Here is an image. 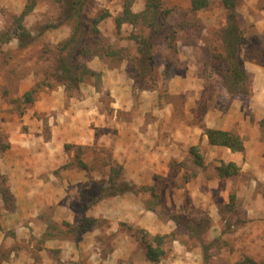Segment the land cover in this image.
Returning <instances> with one entry per match:
<instances>
[{"label":"crops","instance_id":"obj_1","mask_svg":"<svg viewBox=\"0 0 264 264\" xmlns=\"http://www.w3.org/2000/svg\"><path fill=\"white\" fill-rule=\"evenodd\" d=\"M136 2L134 13L143 8ZM105 9L96 27L115 29L123 7L112 0ZM70 35L64 27L53 39ZM130 56L93 55L86 64L97 84L81 82L73 95L62 83L43 86L22 117L4 121L0 175L9 199L0 193V264H154L142 232L153 247L152 237L164 236L156 264L264 262V126L247 114L255 105L210 99L201 110L209 97L195 54H177L180 70L164 88H139ZM26 81L23 91L32 74ZM205 128L236 132L244 151L209 144ZM191 147L203 167L184 180ZM218 159L234 162L239 176H219L211 164ZM123 182L134 189L115 188Z\"/></svg>","mask_w":264,"mask_h":264},{"label":"rangeland","instance_id":"obj_2","mask_svg":"<svg viewBox=\"0 0 264 264\" xmlns=\"http://www.w3.org/2000/svg\"><path fill=\"white\" fill-rule=\"evenodd\" d=\"M109 1L112 0H86L79 28L83 45L94 51L134 54L137 42L133 36H147L150 30L140 21L134 24L128 22L129 26L122 30L107 26L99 30L93 20L107 14L105 6ZM117 1L123 7L126 0ZM134 1L140 3L142 9L145 8L147 0H132V3ZM31 3L33 8L25 16L18 18L25 6ZM64 5V0H0V40L15 37V32H21L19 26H23L32 36V39H24L27 42L24 46L19 45L14 37L0 44V154L9 145L4 121L15 123L33 106L43 86H55L58 83L50 74L56 66L58 48L63 46L66 38L54 41V34L64 27L73 30V20L64 16ZM157 7L164 17L162 15V26L153 39L150 51L157 57L153 59L157 65L152 70L155 69L158 76L153 82H161L164 88L168 79L173 77L176 70H180L177 54H195L201 70L199 75L206 88L203 98L209 97V101L205 100L202 104L201 110L208 108L211 100L217 107L228 106L234 99L241 100L244 104L252 102V106H255L247 109V114L250 120L254 114L262 116L260 126H264V0H236L235 20L240 34L238 54L247 75L246 84L239 87L243 91L238 94L229 93L224 85L223 76L227 74L228 65L222 60L220 52L227 29V11L222 0H209L208 6L197 12L189 10L190 0H158ZM162 65L164 68L161 69ZM31 74V88L23 91L21 85L27 82ZM88 76L84 82L98 83L97 74ZM32 88H36L32 94L33 101H24V93ZM162 91L166 92L168 99L178 100L177 97L180 96H172L166 89ZM66 92L68 95L76 94V91ZM190 160L183 161L182 165L190 168ZM221 161L223 160L218 159L211 164L218 165ZM239 174L240 171L231 177ZM190 175L191 170L186 169L185 176ZM240 177L244 178L243 175ZM0 187L5 188L4 181H0ZM235 213L236 218H239V209Z\"/></svg>","mask_w":264,"mask_h":264},{"label":"trees","instance_id":"obj_3","mask_svg":"<svg viewBox=\"0 0 264 264\" xmlns=\"http://www.w3.org/2000/svg\"><path fill=\"white\" fill-rule=\"evenodd\" d=\"M62 1V0H57ZM66 5H64V16L66 18L73 20V30L71 31V35L66 38L63 46L58 48L59 54L55 57L56 66L52 74H50L58 83H62L65 86L66 91H76L79 88L81 82H84L88 75H96V73L90 69L86 61L92 58L95 54H115V52H105L103 51H94L89 48L87 45H83L82 36L79 34V28L81 27V21L83 18V12L86 6V0H64ZM223 6L227 11V29L226 34L223 38L222 50L220 52V56L225 64L228 65L227 74L223 76L225 89L229 93H242V89L239 87H243L246 84V71L242 64V58H240L238 54V45L240 43V34L237 30L236 25V12L235 5L236 0H222ZM132 0H126L123 4V9L120 15L115 17V27L119 29L120 24L122 22H129L131 24L136 23L137 21L141 22V24H146L149 28V34L147 36H140V38L136 35L133 37L137 42V49L134 54L129 57L130 65H131V76L135 82L139 84V87H153L155 82H153L158 74L156 73L157 62L153 61V59L157 58L154 54H151V48L153 45V39L156 36V33L159 32L162 24L160 20L164 17L163 12L158 8V0H147L145 3V8L142 9L138 13H134L131 10ZM209 0H190V8L191 12H197L201 9H204L208 6ZM33 8V3L26 5L25 8L21 11L18 18H22L25 16L31 9ZM105 15L99 16L98 18L93 20V23H96L102 19ZM163 15V17H162ZM21 32H15V37L12 36L10 38H5L3 41L0 40V44L8 41L11 38H17L19 45L24 46L27 44L25 42V38L32 39L31 33L27 31L23 26H19ZM89 49V50H88ZM68 50V51H67ZM67 51V52H66ZM82 51V52H81ZM66 52V54H64ZM119 54V53H116ZM154 72V73H153ZM98 76V75H97ZM89 77V76H88ZM36 91V88H32L30 91L24 93V101H33L32 94ZM204 133L208 138V143L211 145L218 146H226L230 148L232 151H244L243 139L234 131H226L220 129L213 128H205ZM9 145L5 146L3 151L8 148ZM190 151L193 156V163L191 167V175L184 176V180L187 178L194 176L195 169L193 166L197 168L203 167V158L197 152L196 147H191ZM118 170H115V175ZM217 174L221 177H231L238 173L239 167L234 162H223L221 161L216 166ZM2 177V176H1ZM112 178V177H111ZM2 181L5 180L4 177L1 178ZM110 184H113L110 182ZM118 190L124 189H134L132 185L127 183H118L115 187ZM0 193L5 201L9 199L7 188L0 187ZM180 216H175V219H179ZM186 224L187 228H191V225L187 223V221L183 220ZM201 224V222H200ZM203 226V225H202ZM198 228H202L201 225ZM201 230V229H200ZM198 231V229H197ZM198 235V234H197ZM143 243L147 251V256L155 262L159 258V255L163 253V250L158 249L157 246L163 242L164 236L155 235L152 237V241L156 243V246L153 247L152 242H148L145 240L147 234L142 232ZM217 244V243H216ZM218 245V244H217ZM208 248L205 247V259L208 257ZM237 264H258L249 257H244Z\"/></svg>","mask_w":264,"mask_h":264}]
</instances>
